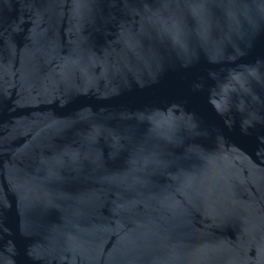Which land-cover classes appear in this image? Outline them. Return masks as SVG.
Returning <instances> with one entry per match:
<instances>
[{
    "label": "water",
    "instance_id": "water-1",
    "mask_svg": "<svg viewBox=\"0 0 264 264\" xmlns=\"http://www.w3.org/2000/svg\"><path fill=\"white\" fill-rule=\"evenodd\" d=\"M0 264H264V0H0Z\"/></svg>",
    "mask_w": 264,
    "mask_h": 264
}]
</instances>
